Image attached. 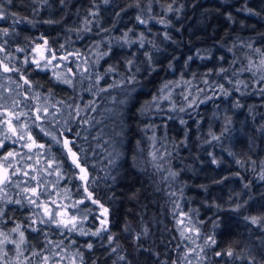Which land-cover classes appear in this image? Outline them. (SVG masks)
Returning <instances> with one entry per match:
<instances>
[{
  "label": "clouds",
  "instance_id": "9594fccd",
  "mask_svg": "<svg viewBox=\"0 0 264 264\" xmlns=\"http://www.w3.org/2000/svg\"><path fill=\"white\" fill-rule=\"evenodd\" d=\"M0 264H264V0H0Z\"/></svg>",
  "mask_w": 264,
  "mask_h": 264
}]
</instances>
